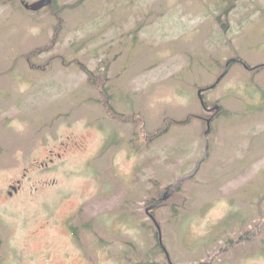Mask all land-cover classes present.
Instances as JSON below:
<instances>
[{"label": "rangeland", "instance_id": "1", "mask_svg": "<svg viewBox=\"0 0 264 264\" xmlns=\"http://www.w3.org/2000/svg\"><path fill=\"white\" fill-rule=\"evenodd\" d=\"M157 225L264 264V0L0 1V264H168Z\"/></svg>", "mask_w": 264, "mask_h": 264}, {"label": "water", "instance_id": "2", "mask_svg": "<svg viewBox=\"0 0 264 264\" xmlns=\"http://www.w3.org/2000/svg\"><path fill=\"white\" fill-rule=\"evenodd\" d=\"M0 1H15V0H0ZM20 1L22 2V4L24 5V7L26 9H29L31 11L41 10L42 8L47 7V6H49L52 3V0H37V1H34L32 3L25 2V0H20ZM226 71L227 70H225V72ZM213 85H215V84H213ZM202 92H203V90H199L198 91V96H199L201 105L203 107H205V102H204V99L202 97ZM211 110L214 111V114L215 113H218L220 111V106L216 104L215 106H213L211 108ZM214 114L212 116H210L209 118L206 119V127L207 128H206V130L204 132L205 137L210 132V129H211V121L213 120ZM176 187H177V183L174 184L173 186L169 187L168 189H166L165 192L163 193V195L154 204H152L150 207H148L146 209V211L149 212V211L153 210L155 207H157L158 205H160L161 203H163V201L167 200L172 195V193H173V191H174V189ZM151 218L153 219L154 217L151 215ZM157 227L159 229V226L158 225H157ZM159 238L161 240V237H160V229H159Z\"/></svg>", "mask_w": 264, "mask_h": 264}, {"label": "flooded vegetation", "instance_id": "3", "mask_svg": "<svg viewBox=\"0 0 264 264\" xmlns=\"http://www.w3.org/2000/svg\"><path fill=\"white\" fill-rule=\"evenodd\" d=\"M210 87H211V86H209V89H210ZM200 90H203V92H205L206 88H205V89H200ZM203 92H202V93H203ZM202 95H203V94H202ZM202 97H203V96H202ZM203 99H204V98H203ZM204 102H205V100H204ZM201 106H202V105H201ZM202 108H203V110H204L205 112H207L210 116H212V115L214 114V111L211 110L212 107L208 106V105L206 104V102H205V107L202 106ZM219 112H220V111H219ZM219 112L214 114L213 119H214V117H215L217 114H219ZM210 116H209V117H210ZM209 117H201V119H204V120L206 121V119L209 118ZM211 122H212V121H211ZM17 183H19V182H17ZM19 187H20L19 185H13V186H12V188H13L15 191L18 190ZM10 194H11V193H10ZM149 217H150V216H149ZM159 245H160V248L162 249V252L164 253V256H165V258H166V262H167L168 264H173L172 261H171L170 258H169V255H168V253H167V251H166V248L162 245V242H161L160 238H159Z\"/></svg>", "mask_w": 264, "mask_h": 264}, {"label": "trees", "instance_id": "4", "mask_svg": "<svg viewBox=\"0 0 264 264\" xmlns=\"http://www.w3.org/2000/svg\"><path fill=\"white\" fill-rule=\"evenodd\" d=\"M54 1V0H53ZM245 65V64H244ZM246 66V65H245ZM177 187H178V185H177ZM163 195V194H162ZM162 195H160L159 197H157L158 199L162 196ZM158 199H154V202H156Z\"/></svg>", "mask_w": 264, "mask_h": 264}]
</instances>
